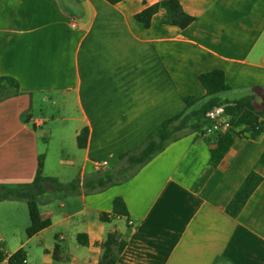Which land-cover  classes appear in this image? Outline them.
Instances as JSON below:
<instances>
[{
	"label": "crops",
	"instance_id": "obj_1",
	"mask_svg": "<svg viewBox=\"0 0 264 264\" xmlns=\"http://www.w3.org/2000/svg\"><path fill=\"white\" fill-rule=\"evenodd\" d=\"M159 1L0 0V75L18 84L0 99V185L30 183L40 142L49 149L53 139L59 154L51 177L63 184L80 179V192L59 203V213L54 196L41 197L40 216L51 225L29 238L39 249L37 262L25 250V264H98L110 232L126 242L115 264H264L258 162L264 132L256 140L235 138L215 167L209 164L215 135L192 132L129 180L84 192L92 176L112 171L122 154L180 113L185 97L205 94L198 82L203 72L223 71L232 90L221 100L250 96L264 112V0H178L194 17L189 26L163 24L159 9L144 28L135 15ZM84 128L87 142L79 149ZM251 172L262 181L232 218L225 207ZM115 197L123 199L127 218L110 216ZM24 206L0 202V264L27 243ZM101 213L110 221H101ZM55 226L76 242L61 234L56 259L54 245L43 240ZM81 233L86 246L76 241Z\"/></svg>",
	"mask_w": 264,
	"mask_h": 264
},
{
	"label": "trees",
	"instance_id": "obj_2",
	"mask_svg": "<svg viewBox=\"0 0 264 264\" xmlns=\"http://www.w3.org/2000/svg\"><path fill=\"white\" fill-rule=\"evenodd\" d=\"M105 1L116 4L122 0ZM159 9L164 11L161 22L165 25L185 29L194 21V17L183 10L178 0L159 1L144 8L134 18L144 28H148L152 16ZM198 82L205 91L202 97H185L183 99L184 109L180 113L163 121L138 149L122 154L117 167L112 171L92 176L84 184V192H101L110 186L129 180L157 154L162 152L167 145L192 132L202 136L215 135L214 145L209 152V164L212 167L219 164L235 138L256 140L261 136L264 132V112L254 109L250 96L235 101L221 100V94L232 90L227 84L222 70L213 69L203 72L198 75ZM17 90L18 84L14 79L0 75V99L9 92L16 93ZM215 107H223L229 118L230 128L223 132L207 134L206 129L210 126V121L206 114ZM87 135L88 130L86 128L82 129L77 135L76 143L79 149L86 146ZM258 162L264 168V151ZM261 181L262 177L259 174L256 172L249 173L225 207L226 214L235 218ZM79 192V177L63 184L55 177L43 175V156L40 155L35 176L30 183L16 187L0 185V202L21 201L26 203L30 220L29 226L26 228V236L31 238L51 225L49 218L42 219L40 216L38 208L40 196L57 193L68 196ZM110 216L112 219L127 218L128 212L121 197L113 199ZM100 219L103 222L110 221L106 213H101ZM76 241L79 245L86 246L88 244L87 235L77 234ZM125 245L126 242L121 240L116 232L108 233L105 240L100 244L102 255L98 264H115ZM59 251V244H55L53 249L54 259L57 258ZM2 258L3 253L0 251V261ZM25 258L26 252L21 248L10 255L8 262L9 264H25Z\"/></svg>",
	"mask_w": 264,
	"mask_h": 264
},
{
	"label": "rangeland",
	"instance_id": "obj_3",
	"mask_svg": "<svg viewBox=\"0 0 264 264\" xmlns=\"http://www.w3.org/2000/svg\"><path fill=\"white\" fill-rule=\"evenodd\" d=\"M39 111H36V113H38ZM54 140V139H53ZM53 140L51 141L50 145H49V149L46 147V145H44L43 143L40 142L39 146H40V151L42 152V156H43V175L45 176H54V174H56V168H57V159H58V154H59V145L57 144V142H53ZM48 149L49 151V155L46 158L45 161V153L46 150ZM77 177L75 176L74 179H76ZM73 179V180H74ZM52 196H54L51 200V202L53 203V210L56 213L60 212V208L59 203L63 202L64 199L67 196L62 195L61 193H57V194H51ZM43 196V195H42ZM39 197V203H38V208L40 210L41 207V197ZM24 203V207L27 209V225L29 226L30 220H29V214H28V208L25 202ZM65 236V240L67 242H69L70 245L75 246L76 242L73 238V236H71L70 231L60 228L58 226H55L53 228H49L43 236V240H44V244L47 246H53L55 244H59L61 241L59 240L60 235ZM21 238L23 241H27V243L24 246V250L29 251L31 256L33 257V260L35 262H37V258L34 257V253L37 251L38 252V242L36 241V238H33L32 240H30L29 238H27L26 236V229H23L22 233H21ZM29 239V240H28Z\"/></svg>",
	"mask_w": 264,
	"mask_h": 264
},
{
	"label": "built area",
	"instance_id": "obj_4",
	"mask_svg": "<svg viewBox=\"0 0 264 264\" xmlns=\"http://www.w3.org/2000/svg\"><path fill=\"white\" fill-rule=\"evenodd\" d=\"M206 117L210 121V126L206 129L207 134L223 132L230 128L229 118L225 114L223 107L213 108L206 114Z\"/></svg>",
	"mask_w": 264,
	"mask_h": 264
}]
</instances>
